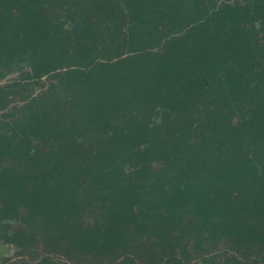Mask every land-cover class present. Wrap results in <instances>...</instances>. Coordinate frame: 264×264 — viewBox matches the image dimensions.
I'll list each match as a JSON object with an SVG mask.
<instances>
[{
	"label": "trees",
	"instance_id": "trees-1",
	"mask_svg": "<svg viewBox=\"0 0 264 264\" xmlns=\"http://www.w3.org/2000/svg\"><path fill=\"white\" fill-rule=\"evenodd\" d=\"M90 1L100 16L123 4L128 28L139 35L136 44L105 60L90 57L80 41L73 42L79 50H55L50 37L64 31L58 22L28 0H0L12 24L0 31V54L13 33H25L31 38L19 56L31 72L24 77L34 83L51 79L0 119V161L9 154L16 158L0 169V213L27 208L48 223L57 212L75 210L70 199L45 200L40 186L88 170L108 194L118 218L114 230L123 237L114 240L112 229L88 238L59 236L57 245L75 255L66 260L58 247L39 251V239L20 226L12 232L19 249L0 264H97L106 256L107 264H193L171 230L237 232L246 206L238 207L234 194L254 206L264 200V107L232 103L241 88L242 97H264V46L252 49L264 0ZM217 11L225 42L212 35ZM227 134L245 137L239 141L244 147L224 141ZM144 211L166 222L157 261L139 262L127 244ZM254 238L262 248L253 254L208 253L199 262L264 264V231Z\"/></svg>",
	"mask_w": 264,
	"mask_h": 264
},
{
	"label": "rangeland",
	"instance_id": "rangeland-1",
	"mask_svg": "<svg viewBox=\"0 0 264 264\" xmlns=\"http://www.w3.org/2000/svg\"><path fill=\"white\" fill-rule=\"evenodd\" d=\"M28 1L38 13L49 15L53 21L58 22L64 28V31L59 29V32H53L50 37L52 47L55 50L65 47H74L79 50L80 47L73 42L80 41L82 43L79 44H85L84 46L93 59H114L128 46L136 44L139 37L136 30L128 28L130 21L123 4H121L120 9L114 11L106 8V12L100 16L96 5L90 0ZM13 10L19 11L20 6H15ZM8 17H10L9 13L0 11V31L12 27ZM28 23L30 22L28 21ZM212 35L215 40L220 42L227 40L223 18L219 11L212 17ZM253 35L254 42L258 46L256 45L252 49L258 52L264 46V14L256 21ZM30 38V36H25V33L18 35L13 33L7 48L0 54V119L22 106L26 102L25 98L42 92L45 84L51 82L48 77H42L41 80L45 82L40 83H34L24 77L26 73L31 72V69L20 59L19 53L25 49V44ZM241 85L243 86L242 83ZM239 91L240 95L232 100L233 104L253 105L255 103V106L264 107V97L260 94L250 96L251 99H249L247 95L242 97L243 88ZM227 135L230 136H222L225 138L224 141H229V143L236 144L242 139L245 140V137L242 136L235 140L236 136ZM239 143L244 147L243 143ZM15 161V156L9 154L0 161V169L7 165H13ZM77 175L76 178L74 175V177H67L60 182L47 179L46 184L40 186L44 188L42 197L45 200L70 199L77 205L75 210L57 212L53 218L50 217L51 220L49 219L48 223H45L44 220L40 222L37 215H34L36 213H29L27 208L17 209L10 215L0 213V262L15 256L19 249L17 243L12 239V232L20 226L34 233L39 239V251H52L53 248L58 247L56 251L60 254V258L66 260L75 255H71L67 247L57 245L59 244V236L61 238L73 234L88 238L91 234L98 235L107 232L108 229L114 230L116 228L112 223L116 214L109 203L105 189L100 183L95 184L93 182V176L88 170L83 174L79 171ZM25 183L29 188H33L35 185L32 182ZM234 203L238 207L246 206L244 219L239 224V231L237 232L228 231L213 236L205 231H200L195 226L185 229L178 227L170 231L181 236V243L186 252L189 253L193 264H203L199 261L208 253L253 254L262 248V244L258 240H254V234L264 231V200L262 204L254 206L244 194L236 192ZM136 217L137 224L134 226L136 229H133L131 235H127V244L131 248L132 256L139 262L159 260L157 239L160 235L167 234L164 218L158 213L148 211L141 212ZM56 230L58 232L57 237H55L57 235H55ZM112 234H114V240L123 237L119 230L112 231ZM109 260V256L102 257L100 261L97 260V264H107ZM87 262L83 264L94 263L93 260H87Z\"/></svg>",
	"mask_w": 264,
	"mask_h": 264
}]
</instances>
